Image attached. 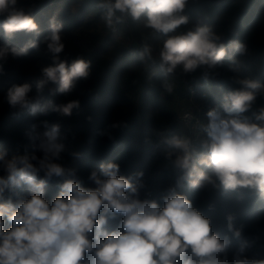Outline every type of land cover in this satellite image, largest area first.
<instances>
[{"label": "trees", "instance_id": "trees-1", "mask_svg": "<svg viewBox=\"0 0 264 264\" xmlns=\"http://www.w3.org/2000/svg\"><path fill=\"white\" fill-rule=\"evenodd\" d=\"M104 2L17 0L15 7L33 18L38 31H20L11 38L4 33V17L0 16V47L27 46L25 55L13 56L9 52L0 59V153L6 159L33 154L41 157L36 147L37 134L58 125V140L64 145L58 163L72 169L74 175L46 181L44 198L49 203L59 196L65 179L94 189L91 173L100 175L101 165L115 163L119 165L117 175L136 187L135 195L141 201L156 202L162 208L163 198L171 190L184 195L210 221L211 233L221 242L227 241L229 261L236 255L264 260V196L254 188H225L215 177V185L205 182L191 187L192 177H187V170L177 165L180 149L173 144L176 139L182 140L185 131L178 113L168 108L175 99L188 104L193 101L205 128L209 123L207 112L212 109L225 117H246L260 123L256 116L264 109V0H187L180 13L187 17V23L168 34L146 27L145 16L134 20L119 11L114 13L109 26ZM53 22L61 26L64 44L55 63L71 64L77 58L89 62V75L75 80L67 93H60L58 85L51 81H46L42 89L37 88L46 79L42 69L54 65L53 54L44 42ZM201 27L218 36L217 43L225 46L222 61L211 67L199 65L191 71H185L183 64L171 72L167 71L168 65L161 67L164 40ZM30 42L37 47H31ZM236 44L244 46L243 53L236 50ZM176 79L181 86L176 85ZM242 80L258 87L243 89ZM24 83L31 86L29 99L33 103L38 101L45 111L31 115L29 108L9 105L8 90ZM242 89L255 94L251 107L244 113H225V98ZM71 101H78L71 115L54 110ZM206 139L205 132L194 156L202 152ZM41 179L42 172L37 182ZM33 191L26 184L16 186L10 182L0 203L10 198H27ZM126 194L133 195L129 190ZM122 219L120 214H108L102 230L110 234ZM10 227L5 218V230ZM237 231L239 236L235 235ZM90 255L85 253L81 264ZM177 264L182 262L177 260Z\"/></svg>", "mask_w": 264, "mask_h": 264}, {"label": "clouds", "instance_id": "clouds-1", "mask_svg": "<svg viewBox=\"0 0 264 264\" xmlns=\"http://www.w3.org/2000/svg\"><path fill=\"white\" fill-rule=\"evenodd\" d=\"M186 2L105 0L102 6L108 10L109 26L112 16L119 11L128 13L134 20L145 16L146 27L168 34L187 23V17L180 15ZM16 4L17 0H0L4 33L11 38L20 31L37 32L38 25L33 18L17 9ZM60 30L61 26L53 22L50 35L45 37L54 65L42 69L46 79L41 80L37 88L42 89L46 81H51L58 85L60 93H67L75 80L89 75V62L77 58L71 64L55 63L64 49ZM218 40V36L204 27L169 36L160 52L161 67L168 65L167 71L171 72L178 64H183L185 71L199 65L215 66L226 55L225 46L218 44ZM30 46L37 47L31 42ZM234 47L238 52H244L242 44ZM9 52L13 56L25 55L27 46L23 49L0 47V59L6 58ZM240 83L243 89L258 87L248 80ZM30 87L28 83L13 85L8 90L7 100L11 107L29 108L30 114L35 115L45 109L38 101L33 103L29 99ZM243 89L231 92L225 98V113H244L251 107L255 94ZM75 107H78V101L54 110L71 115ZM207 117L209 123L204 129L207 139L202 142L203 150L198 157L189 150L187 140L173 141L177 149L183 150L176 163L187 170V177H192L191 187H200L205 182L215 185L218 180L225 188H254L264 196V109L256 116L260 123L250 122L246 117H225L217 109L208 111ZM58 133V125H52L37 134L39 143L36 147L42 153L41 157L33 154L6 159L5 154L0 153L3 170L0 197L10 182L16 186L26 184L34 190L27 198L15 201L10 198L0 203V264H81L85 253L91 254L85 264H177V260L182 264H264V260L240 255L229 261L227 241L221 242L211 233L210 221L197 212L184 195L171 190L163 198L162 208L156 202L141 201L135 195L136 187L117 175L119 165L115 163L106 167L101 165L100 175L95 171L91 173L90 179L96 185L94 189L65 179L59 196L49 203L44 198L46 181L74 175L72 169L58 163L64 151ZM200 166L208 171H202ZM41 172L44 179L37 182ZM126 190L133 195L126 194ZM110 213L120 214L123 219L117 230L109 234L102 226ZM5 218L11 224L8 230H5ZM235 235L240 233L237 231Z\"/></svg>", "mask_w": 264, "mask_h": 264}, {"label": "built area", "instance_id": "built-area-1", "mask_svg": "<svg viewBox=\"0 0 264 264\" xmlns=\"http://www.w3.org/2000/svg\"><path fill=\"white\" fill-rule=\"evenodd\" d=\"M192 94H194V91H192ZM180 124L186 132V136L183 140L189 142V150L195 155L200 140L205 133L204 122L200 111L196 108H188L183 111L180 117ZM179 155L180 157L183 155V150L180 149Z\"/></svg>", "mask_w": 264, "mask_h": 264}, {"label": "rangeland", "instance_id": "rangeland-1", "mask_svg": "<svg viewBox=\"0 0 264 264\" xmlns=\"http://www.w3.org/2000/svg\"><path fill=\"white\" fill-rule=\"evenodd\" d=\"M176 85L181 86V83H180L179 80L176 81ZM193 103H194L193 101H190L189 104H188L186 102H180L178 99H175L174 102H171V103L168 104V108L170 110H173V111L178 113V115H179L178 118H179V121H180V117H181V114H182L183 111L187 110L188 108H196V106H194ZM185 136H186V132L183 135L182 140L185 138Z\"/></svg>", "mask_w": 264, "mask_h": 264}]
</instances>
